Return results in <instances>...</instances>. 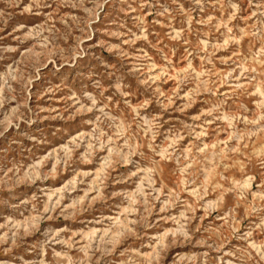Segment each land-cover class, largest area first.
I'll return each instance as SVG.
<instances>
[{"label":"rangeland","instance_id":"1","mask_svg":"<svg viewBox=\"0 0 264 264\" xmlns=\"http://www.w3.org/2000/svg\"><path fill=\"white\" fill-rule=\"evenodd\" d=\"M0 264H264V0H0Z\"/></svg>","mask_w":264,"mask_h":264},{"label":"bare ground","instance_id":"2","mask_svg":"<svg viewBox=\"0 0 264 264\" xmlns=\"http://www.w3.org/2000/svg\"><path fill=\"white\" fill-rule=\"evenodd\" d=\"M244 185H247V180L244 181Z\"/></svg>","mask_w":264,"mask_h":264}]
</instances>
